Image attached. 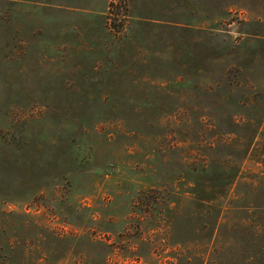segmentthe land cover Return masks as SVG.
Wrapping results in <instances>:
<instances>
[{
	"label": "rangeland",
	"instance_id": "374dc122",
	"mask_svg": "<svg viewBox=\"0 0 264 264\" xmlns=\"http://www.w3.org/2000/svg\"><path fill=\"white\" fill-rule=\"evenodd\" d=\"M0 264H264V0H0Z\"/></svg>",
	"mask_w": 264,
	"mask_h": 264
}]
</instances>
